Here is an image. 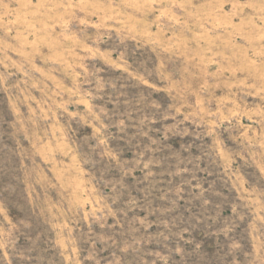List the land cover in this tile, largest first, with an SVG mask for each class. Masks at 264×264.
Returning a JSON list of instances; mask_svg holds the SVG:
<instances>
[{
	"label": "rangeland",
	"instance_id": "obj_1",
	"mask_svg": "<svg viewBox=\"0 0 264 264\" xmlns=\"http://www.w3.org/2000/svg\"><path fill=\"white\" fill-rule=\"evenodd\" d=\"M0 264H264V0H0Z\"/></svg>",
	"mask_w": 264,
	"mask_h": 264
}]
</instances>
